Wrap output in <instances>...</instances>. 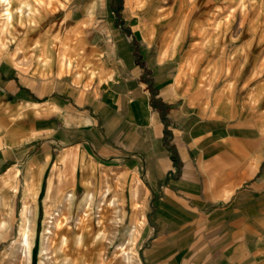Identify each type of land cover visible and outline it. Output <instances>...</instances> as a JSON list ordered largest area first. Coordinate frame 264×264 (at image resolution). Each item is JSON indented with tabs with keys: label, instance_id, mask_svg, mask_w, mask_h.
<instances>
[{
	"label": "crops",
	"instance_id": "obj_1",
	"mask_svg": "<svg viewBox=\"0 0 264 264\" xmlns=\"http://www.w3.org/2000/svg\"><path fill=\"white\" fill-rule=\"evenodd\" d=\"M61 2L24 52L0 44V175L36 207L103 189L132 226L138 204L142 264H264V22L214 24L225 0Z\"/></svg>",
	"mask_w": 264,
	"mask_h": 264
},
{
	"label": "rangeland",
	"instance_id": "obj_2",
	"mask_svg": "<svg viewBox=\"0 0 264 264\" xmlns=\"http://www.w3.org/2000/svg\"><path fill=\"white\" fill-rule=\"evenodd\" d=\"M24 2L38 9V6L44 4L49 7L63 5L61 0H13L14 18L7 30L5 26H2L3 7L0 6V44L5 42L13 43L15 46L20 45L16 46L15 50L20 49L22 52L25 51V48L21 46L24 35L31 33L25 30V22H35L34 14L28 15L26 12L23 19V16L16 11V5ZM220 5L222 7L219 11L223 9L224 13L218 17L212 16L211 21L214 24H229L234 19V29L241 22H249L254 23L251 28L255 30L257 28L255 26L264 22V0H225V3L220 2ZM57 40L60 41L59 37ZM16 173L18 169L15 170ZM27 185L28 183L24 185L21 176L14 173L0 175V264H59L63 254L57 235L61 226L59 223L63 221V226L68 224L73 230H77L83 220L87 224L84 229L86 231L84 242H86L85 246L92 244L93 264H142L139 247L135 241L141 225L138 222L139 220L141 222L144 216L138 204H134L133 208L140 216L134 217L131 226L130 223L123 221L124 214L121 215L126 211L125 208L118 206L117 200L102 196L103 189L99 192L98 203L89 200L91 195L88 192L78 194L66 191L55 204L51 205L52 202L47 199L45 206L36 207L31 205L35 202V192L32 188L27 190ZM69 194L72 195L69 196ZM87 195L89 198H86ZM23 202L29 206L28 216L31 227L34 229V244L30 257L18 241L23 220L21 215ZM56 213L59 216L53 218L49 228L52 232L46 234L47 239H45L44 232L48 226L46 222L51 219L49 215L53 216ZM128 227L131 229L130 233ZM132 233L135 235L134 238ZM70 242L71 239H69Z\"/></svg>",
	"mask_w": 264,
	"mask_h": 264
},
{
	"label": "bare ground",
	"instance_id": "obj_3",
	"mask_svg": "<svg viewBox=\"0 0 264 264\" xmlns=\"http://www.w3.org/2000/svg\"><path fill=\"white\" fill-rule=\"evenodd\" d=\"M12 2H13V0H0V6L3 7V13H2L3 17L2 18H3L4 22L2 23V26H5L6 30L13 23V18H14V10L13 9L14 8L12 5ZM38 10H39L38 8L34 7L33 5H30L29 3H25V2L16 5V11L18 13H20L21 16H23V19H24L26 12H27L26 14L29 15V14H35V12H37ZM26 189L27 190L30 189L29 183H28ZM105 193L103 195H105ZM71 195L69 194V196H71ZM88 196L89 195H87L86 198H89ZM136 208H138V207H136ZM28 213H29V206L27 203H24L22 206V210H21V215H22L23 220H22V224H21L20 230H19L18 241H20V246L25 248L26 252L28 253V256L30 257L32 247L34 244V229L31 227V222H30ZM56 216H59V214L56 213V214H53V216L49 215V217L51 219L47 220V222H46V224L48 226L45 229L46 231L44 232V238L46 237V234H50L52 232L51 230H49V228L51 226L50 224L53 223V218ZM143 221H144V216L142 218V221L140 222V220H139L138 223L142 224ZM81 222L82 223L80 224V226L78 227L77 230L76 229L73 230V228L69 227L68 224L63 226L62 225L63 221H61L59 223V225H61V226H59L60 228L58 227L59 230L57 231V235H58V238L60 239L61 249L63 252L62 260L59 264H93L94 257L92 256V251H91L92 244H90V246H88V245L85 246L86 242H84L85 235H86V231L84 229H86L87 224L84 222V220ZM134 237H135V235L133 236V238ZM45 239H47V238H45ZM69 239H71L70 243H69ZM44 253H46V252H44Z\"/></svg>",
	"mask_w": 264,
	"mask_h": 264
},
{
	"label": "trees",
	"instance_id": "obj_4",
	"mask_svg": "<svg viewBox=\"0 0 264 264\" xmlns=\"http://www.w3.org/2000/svg\"><path fill=\"white\" fill-rule=\"evenodd\" d=\"M173 158L175 159V161L177 160V157L174 153H173Z\"/></svg>",
	"mask_w": 264,
	"mask_h": 264
}]
</instances>
